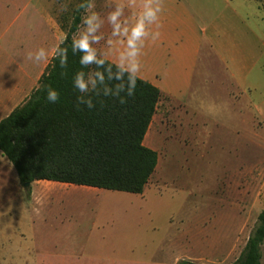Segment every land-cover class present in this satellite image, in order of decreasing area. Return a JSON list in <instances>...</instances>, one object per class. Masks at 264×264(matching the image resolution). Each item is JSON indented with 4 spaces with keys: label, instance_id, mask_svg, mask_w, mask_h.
<instances>
[{
    "label": "crops",
    "instance_id": "obj_1",
    "mask_svg": "<svg viewBox=\"0 0 264 264\" xmlns=\"http://www.w3.org/2000/svg\"><path fill=\"white\" fill-rule=\"evenodd\" d=\"M253 1L257 8L264 10L257 0ZM93 3V10L101 16L100 27L91 34L97 37L93 41L97 57L105 58L150 82L170 100L185 106L202 99L201 92L210 77L206 61L216 59L223 63L224 72L236 89L231 91V95L244 102L245 114L254 110L253 101L246 93L252 90L255 83L256 88L259 79L264 78V31L257 21L255 25L246 22L242 14L230 6L229 0H220L223 9L212 18L206 13L202 0H93ZM116 4L123 5L124 15L113 35L112 25L107 22L106 16ZM157 5L162 9L158 18L159 27L156 21L146 19L145 34L136 38L130 47V29L137 17ZM56 8L57 0H0V121L30 97L51 62L36 60V51L54 46L66 37ZM30 13L33 25L26 28L23 20ZM156 32L158 37H155ZM77 34L78 29L74 35ZM25 42L32 45L31 60L24 59V50L20 49ZM205 44L209 46L206 61L202 59ZM199 76L203 79L196 84ZM197 93H200L199 98ZM259 118L264 124L263 117L260 115ZM254 120L257 119H252L253 124ZM144 143L153 148L146 143V136ZM259 170L264 171V167ZM149 183L141 193L144 197L158 188L152 190ZM30 186L29 202H47L49 206L51 200L65 195L59 196L63 190L70 197L74 193L82 199H91L100 190H108L52 180H35ZM23 188L14 165L0 151V264H179V260L183 259L201 264V237L207 232L230 238L228 243H223L219 256L223 259L222 264L227 263L233 249L231 225L203 230L200 216L186 234L195 244H191L189 251L175 257L172 262L166 256L156 255L163 252L161 246L122 244L120 235L113 228H37L32 226L35 225L33 219L32 222H26L24 217L20 219V209L28 206L26 197L21 193ZM92 200L102 206L106 202L114 203L116 199L102 194ZM262 210L264 208L257 215ZM45 217L43 215L44 220ZM204 250L212 260L216 259L219 249H216L214 238L205 239Z\"/></svg>",
    "mask_w": 264,
    "mask_h": 264
},
{
    "label": "rangeland",
    "instance_id": "obj_2",
    "mask_svg": "<svg viewBox=\"0 0 264 264\" xmlns=\"http://www.w3.org/2000/svg\"><path fill=\"white\" fill-rule=\"evenodd\" d=\"M257 1L264 7V0ZM78 2L57 0L59 22L66 31L77 12ZM202 2L211 18L223 9L220 0ZM229 3L246 22L255 25L257 21L264 31V10L257 8L255 1L229 0ZM65 6L67 10L61 11ZM31 15L24 17L26 28L33 25ZM21 45L24 59L28 60L32 45L26 43L23 48ZM202 54L206 61L207 44ZM208 62L206 71L210 77L201 92L202 99L195 105L190 102L185 106L164 97L152 119L146 143L159 155L157 170L149 183L152 190L158 187L156 191H149L144 197L124 191L100 190L91 199H82L74 193L70 197L62 189L59 196L65 195L51 200L49 206L47 202L31 204L28 200L30 191L23 188L21 193L28 206L20 209V219L24 217L26 222L33 219L35 225L32 226L37 228H113L120 235L122 244L161 246L163 252L156 255L166 256L172 262L195 244L186 234L200 216L203 230L231 225L234 243L225 264H233L256 225L258 211L264 208V171L259 170L264 167V124L259 118L261 115L264 119V78L246 93L254 108L246 115L244 102L231 95L236 89L225 74L223 63L216 59ZM200 79L203 77L199 76L196 84ZM199 96L197 93L196 97ZM253 118L257 119L254 120L257 124L252 123ZM102 194L114 197L115 202L101 206L92 200ZM43 215H46L45 220ZM206 234L201 237V264H222L223 259L219 256L223 243H228L230 238L213 236L212 232ZM213 238L219 249L215 260L204 250L205 239ZM193 249L197 251L194 246Z\"/></svg>",
    "mask_w": 264,
    "mask_h": 264
},
{
    "label": "trees",
    "instance_id": "obj_3",
    "mask_svg": "<svg viewBox=\"0 0 264 264\" xmlns=\"http://www.w3.org/2000/svg\"><path fill=\"white\" fill-rule=\"evenodd\" d=\"M79 12L61 45L67 49L65 66L51 60L30 97L0 121V151L14 165L22 185L52 180L141 194L159 158L144 139L160 101L168 97L140 77L133 96L128 97L137 75L105 58L97 57L103 64L82 68L80 53L74 54L71 48ZM81 70L89 80V90L79 94L72 79ZM97 70L103 80L95 75ZM48 87L58 91L56 103L46 100ZM78 95L83 101L91 99L93 107L79 103ZM121 98L124 104L119 103ZM25 188L31 190L30 185ZM179 264L197 263L183 259ZM233 264H264V210Z\"/></svg>",
    "mask_w": 264,
    "mask_h": 264
},
{
    "label": "clouds",
    "instance_id": "obj_4",
    "mask_svg": "<svg viewBox=\"0 0 264 264\" xmlns=\"http://www.w3.org/2000/svg\"><path fill=\"white\" fill-rule=\"evenodd\" d=\"M83 9V13H80L79 10ZM94 3L93 0H79L76 5L75 10L80 13V24L78 26V34L74 35L71 39V48L73 53L75 54L77 51L80 53L79 56V64L82 68H86L87 66L95 63L97 65L103 64V59H98L95 52L93 51V41L97 39V37L92 36L91 34L96 32V30L100 27V19L101 16L98 12L94 11ZM66 6L61 11H66ZM162 9L159 5H157L154 9L148 8L142 16H138L136 23L131 27L130 34L131 38L128 39V45L131 47L133 41L136 38H139L145 34V20H154L156 21V26L159 27L158 18ZM124 15V7L121 4H116L115 7L112 8L111 11L106 16L107 22L112 25V33L116 34L118 29L120 18ZM159 33L156 32L155 37H158ZM64 44V39L61 38L57 44L54 46H50L48 48H40L36 51V60H58L61 67H64L67 63V49L62 47ZM131 54V53H130ZM28 59H32V53L28 54ZM135 67V65L133 66ZM110 72V68H109ZM111 74V72H110ZM95 75L103 80L104 77L99 70L96 71ZM119 78L120 72L116 73ZM136 79L138 76L131 81V86L128 90V97H132L136 87ZM72 86L76 90L77 93H86L89 90V80L86 78L85 72L83 70L78 71L73 79ZM122 87V85L117 86ZM46 100L49 103H56L59 100V93L57 90L48 87L46 90ZM77 100L79 103H85L88 108L93 107V103L91 99L87 101H83L81 96H77ZM126 100L121 98L119 100L120 104H124Z\"/></svg>",
    "mask_w": 264,
    "mask_h": 264
},
{
    "label": "water",
    "instance_id": "obj_5",
    "mask_svg": "<svg viewBox=\"0 0 264 264\" xmlns=\"http://www.w3.org/2000/svg\"><path fill=\"white\" fill-rule=\"evenodd\" d=\"M29 185H30V183H25V184H23L24 187H27V186H29Z\"/></svg>",
    "mask_w": 264,
    "mask_h": 264
}]
</instances>
